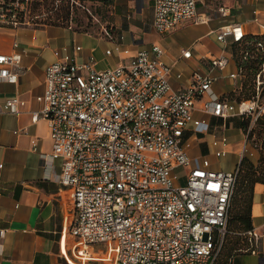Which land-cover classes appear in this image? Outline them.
Segmentation results:
<instances>
[{"label": "built area", "instance_id": "2783aa9c", "mask_svg": "<svg viewBox=\"0 0 264 264\" xmlns=\"http://www.w3.org/2000/svg\"><path fill=\"white\" fill-rule=\"evenodd\" d=\"M34 1L0 0V25L31 24ZM197 3L153 0V30L164 34L185 21H207L208 16L198 14ZM218 12L227 15L228 9L221 6ZM101 33L115 37L107 26ZM245 36L240 22L216 33L224 47L228 38L240 42ZM133 47L116 43L120 62L96 69L95 57L79 59L82 46L75 45L73 53L47 65L44 92L35 97L42 107L32 112L33 120H47L52 141L51 152L42 154L45 167L57 164L54 180L72 192L68 234L83 250L106 244L110 264H215L241 160L224 165L231 143L227 135L212 137L207 153L198 148L200 135L207 134L213 117L250 116L252 126L264 113L263 79L257 75L255 97L230 98L231 92L212 90L228 64L225 55L212 59L211 72L195 69L187 76L176 62L163 60L159 43ZM191 55V47L181 53L186 59ZM21 61L20 52L0 53V85L17 82ZM241 73L237 66L227 76L234 83ZM25 105L26 100L11 96L0 113L19 114ZM245 139L248 143L247 134ZM178 168L185 169V184ZM247 235L255 243L260 240L254 230Z\"/></svg>", "mask_w": 264, "mask_h": 264}, {"label": "crops", "instance_id": "0c3cea01", "mask_svg": "<svg viewBox=\"0 0 264 264\" xmlns=\"http://www.w3.org/2000/svg\"><path fill=\"white\" fill-rule=\"evenodd\" d=\"M152 2L111 0L109 5L114 15L111 26L116 32L112 40L101 32L78 31L71 26L0 25V53L20 52L23 66L17 82L1 83L0 112L8 97L18 95L26 100L21 113H0V229L4 230L0 238V264H110L112 260L106 244H95L83 250L79 241L68 234L72 192L54 180L59 172L57 164L49 170L45 167L42 154L52 150L50 128L46 119L33 120L32 112L42 107L35 97L44 92L45 69L50 62L73 53L75 45H81L78 58L84 60L93 55L96 69H105L120 62L116 43L149 48L156 42L164 48L163 60L167 64L176 62V67L187 76L195 69L211 72L213 58L228 57L226 68L213 83L215 94L230 93L234 84L237 88L241 85L242 76L234 83L227 76L237 68L232 58L231 39L228 38V45L224 47L216 39V33L234 22H240L246 34L264 33V0H198V14L209 19L199 23L185 21L164 34L156 33L151 26ZM221 6L228 9L227 15L218 12ZM188 47L192 49L191 57L182 58L183 49ZM107 48L112 50L110 55L105 54ZM173 82L177 83L175 79ZM228 119H222V126L217 129H212L211 121L207 134L200 135L199 150L207 153L213 148L209 144L212 137L225 134L231 140L229 153L223 160L225 166L231 167L245 156L241 153L245 144L244 153L257 163L259 152L249 141L246 143L241 128L227 125ZM252 218V230L259 235V242L241 243L240 248L221 255L217 264H264L262 183H256L254 188Z\"/></svg>", "mask_w": 264, "mask_h": 264}, {"label": "trees", "instance_id": "16d2710c", "mask_svg": "<svg viewBox=\"0 0 264 264\" xmlns=\"http://www.w3.org/2000/svg\"><path fill=\"white\" fill-rule=\"evenodd\" d=\"M10 1V0H6ZM54 1L57 0H35L33 7L46 2L49 3L48 8L54 9ZM104 3H111V0H100ZM61 2L60 6L56 9L55 16L51 19H45L44 21L37 22V24H56L62 26H69V20L71 19V7L73 3L71 0H58ZM53 4V5H52ZM33 10V9H32ZM73 19V18H72ZM112 33L116 34L113 27L107 26ZM232 54L237 63V66L242 71L241 85L237 88L240 90L241 95L244 91L250 90L249 95L234 96L235 92H231L228 97L237 99H247L256 96V84L257 75L260 74L263 79V89L260 93V99L264 101V33L262 34H246L245 38L240 42H231ZM248 56V58H244ZM245 94V93H244ZM216 117H213V119ZM212 119V123H213ZM222 122V118L216 119ZM232 124L235 127L241 128L245 134H247L249 141L256 134L258 141L252 140L253 147L259 152V158L255 163L250 158L244 156L240 161V170L238 173L235 192L232 198V204L230 208V214L227 225V233L233 232L238 235H243L244 239L226 245V236L222 249L216 259L217 264L221 255L227 251L232 252L234 249L240 248V244L244 242H253L247 235V233L253 229V218H252V205L254 201V188L256 183L264 184V113L259 116L253 125L251 126L250 116H233L227 120V125ZM234 230V231H230ZM229 236V235H228ZM228 238V237H227ZM68 264V263H65Z\"/></svg>", "mask_w": 264, "mask_h": 264}, {"label": "rangeland", "instance_id": "374dc122", "mask_svg": "<svg viewBox=\"0 0 264 264\" xmlns=\"http://www.w3.org/2000/svg\"><path fill=\"white\" fill-rule=\"evenodd\" d=\"M53 3L55 5L54 9H50V7L48 8L49 3L46 2L37 5V7H33L32 8L33 10L30 13L31 23L34 24L35 21L40 22V21H44L45 19L50 20L52 16L54 17L57 11L56 9L58 8V6H60L61 2L54 1ZM112 9H113L112 5H109V3L108 4L104 3L100 0H79V3H73L71 7L70 10L71 19L69 20V27L71 26L73 29L78 31H88L97 34L98 32H101L104 26H110L114 22V15L112 13ZM38 25L42 26L44 25V23ZM244 93L243 95H249L250 90H247L246 92L244 91ZM243 95H241L240 90L236 89L234 95L235 97L243 96ZM216 119L217 118L213 119L212 129H217L219 126L220 127L222 126V123L220 121H217ZM252 140L259 142L258 136L256 134L253 136V138L250 141L248 139L251 145L254 146ZM203 150L206 151L205 149ZM193 152H194L193 154H197V150ZM176 171L180 176V182L182 184H185L186 182L185 169L178 168ZM228 229H229V225H228ZM230 231H234V230H230ZM228 235L226 236L225 245L227 240L229 241L228 243H232L236 241L237 238H239V240L244 239V236L242 234L238 235L233 232H230L228 233Z\"/></svg>", "mask_w": 264, "mask_h": 264}, {"label": "bare ground", "instance_id": "6f19581e", "mask_svg": "<svg viewBox=\"0 0 264 264\" xmlns=\"http://www.w3.org/2000/svg\"><path fill=\"white\" fill-rule=\"evenodd\" d=\"M255 157V156H254Z\"/></svg>", "mask_w": 264, "mask_h": 264}]
</instances>
